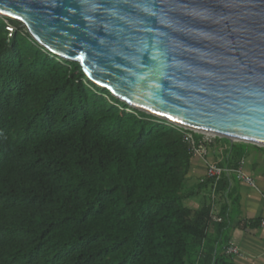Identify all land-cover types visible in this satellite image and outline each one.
<instances>
[{"label":"trees","instance_id":"16d2710c","mask_svg":"<svg viewBox=\"0 0 264 264\" xmlns=\"http://www.w3.org/2000/svg\"><path fill=\"white\" fill-rule=\"evenodd\" d=\"M192 157L0 17V264H233L205 246L210 203L183 202Z\"/></svg>","mask_w":264,"mask_h":264},{"label":"water","instance_id":"95a60500","mask_svg":"<svg viewBox=\"0 0 264 264\" xmlns=\"http://www.w3.org/2000/svg\"><path fill=\"white\" fill-rule=\"evenodd\" d=\"M0 17L133 109L264 145V0H0Z\"/></svg>","mask_w":264,"mask_h":264},{"label":"crops","instance_id":"0c3cea01","mask_svg":"<svg viewBox=\"0 0 264 264\" xmlns=\"http://www.w3.org/2000/svg\"><path fill=\"white\" fill-rule=\"evenodd\" d=\"M206 161L229 168L242 162L243 172L255 185L241 181L233 172L221 177L213 213L222 221L210 222L204 240L207 250L214 255L224 254L233 264H264V228L259 226L264 218V148L216 137L207 143ZM206 168L202 158L192 157L183 190V202L191 208L209 204ZM229 244L237 245L240 254H225L224 248Z\"/></svg>","mask_w":264,"mask_h":264},{"label":"built area","instance_id":"2783aa9c","mask_svg":"<svg viewBox=\"0 0 264 264\" xmlns=\"http://www.w3.org/2000/svg\"><path fill=\"white\" fill-rule=\"evenodd\" d=\"M6 28L10 33H12V31L14 30V27L10 26V25H8ZM25 31L27 32L26 29H25ZM168 123L177 127L184 134V138L186 139V141L188 143L189 150L192 153V155L198 156L206 162L207 168H206V175H205L206 177L205 178H206V180L209 181V184H210V193H209L210 213H209L208 226H209L210 222H212V221L221 222L222 218L219 216H216L213 213L214 202H215L216 196H217V184H218L219 180L221 179V177L224 174H228L230 172H233L236 174L238 179H240L241 181L247 183L248 185H250L252 187H255L254 181L245 172H243L242 167H241L242 162H240L239 165L236 167L229 168V167L217 166L213 163H208L206 161L207 143L210 142L212 139L216 138L217 136L197 132L193 129L181 127V126H178V125L171 123V122H168ZM194 133L200 134V137L195 138L193 135ZM235 142H241V141H235ZM244 143H246V142H244ZM253 145H256L260 148H264V145H257V144H253ZM259 226L264 228V218L260 219ZM224 253L227 255H231V254L239 255L240 250H239L237 245L229 244L224 248Z\"/></svg>","mask_w":264,"mask_h":264}]
</instances>
